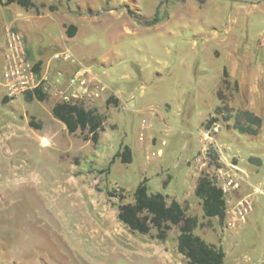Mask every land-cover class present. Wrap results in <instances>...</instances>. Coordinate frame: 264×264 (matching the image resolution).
<instances>
[{
    "label": "rangeland",
    "instance_id": "obj_1",
    "mask_svg": "<svg viewBox=\"0 0 264 264\" xmlns=\"http://www.w3.org/2000/svg\"><path fill=\"white\" fill-rule=\"evenodd\" d=\"M36 2L46 4L42 18L18 3L0 4V82L4 28L18 24L31 38L30 61H42L48 93L43 101L19 94L4 103L0 85V264H186L178 226L159 240L118 217L119 205L133 200L144 178L150 191L199 217L196 232L224 247L226 264H258L264 257V0ZM155 16L157 23H144ZM71 21L79 26L74 37L66 33ZM67 50L71 61L62 56ZM81 69L98 95L73 96L71 79ZM112 86L128 93L126 101ZM66 96L106 115L98 143L54 117L53 104ZM110 96L119 102L108 103ZM220 104L233 110L216 113ZM239 109L263 118L259 134L233 127ZM125 144L132 162L118 157L109 164ZM220 170L243 176L241 188L226 196L227 210L237 198L254 201L240 228L230 226L228 213L223 223L204 217L195 193L201 175L219 184Z\"/></svg>",
    "mask_w": 264,
    "mask_h": 264
},
{
    "label": "trees",
    "instance_id": "obj_2",
    "mask_svg": "<svg viewBox=\"0 0 264 264\" xmlns=\"http://www.w3.org/2000/svg\"><path fill=\"white\" fill-rule=\"evenodd\" d=\"M204 3L206 0H198ZM2 5L18 3L26 9H34L37 12L45 5L37 4L34 0H0ZM53 8V6H51ZM158 16L144 18L147 25L157 23ZM77 30L75 24H68L66 32L68 36H74ZM42 61L34 63V69L41 76ZM224 84H229L227 69L224 68ZM27 101L34 99L43 101L48 98V93L42 87H36L24 93ZM10 100L5 96L3 102ZM119 102L113 96L108 97L107 102ZM224 109L233 110L227 104H220L216 113L224 112ZM55 118L62 121L70 133L80 131L83 139L98 143L100 132L104 130L106 115L97 107H86L80 102L58 100L52 106ZM231 117V113L226 117ZM215 120H217L215 118ZM32 124L35 125V123ZM263 125V118L251 109H239L235 114L233 127L241 133L257 135ZM124 163L132 162V150L128 144L118 150L109 164L116 158ZM196 195L201 199L204 217L211 219L217 217L221 223L225 221L227 214V199L221 186L207 175H201L198 179ZM123 197V196H122ZM118 217L130 230L142 234H152L159 240H165L173 226H178L177 246L180 253L186 258V264H226V252L222 245L207 241L196 228L201 221L197 215L189 214L187 208L177 199H169L168 194L162 191L152 192L148 179L144 178L137 184L133 191V200L119 205Z\"/></svg>",
    "mask_w": 264,
    "mask_h": 264
},
{
    "label": "built area",
    "instance_id": "obj_3",
    "mask_svg": "<svg viewBox=\"0 0 264 264\" xmlns=\"http://www.w3.org/2000/svg\"><path fill=\"white\" fill-rule=\"evenodd\" d=\"M4 63L1 72V84L4 87L5 94L9 98H14L19 94H24L26 91L36 87H42L45 91V77L39 76L34 69V64L30 61L27 53L24 35L15 27H8L4 31ZM57 56H60L59 54ZM66 60H72V54L69 50L62 53ZM76 98H80L85 94H99L98 87H90L93 79L88 81L83 69L71 79ZM67 101H72L66 96ZM75 102V101H73ZM221 171V170H220ZM221 182L218 184L222 187L225 196L228 199L235 195V192L243 185V176L235 173H223ZM256 192H262L261 186H257ZM254 208V201L250 195L242 198H237L234 204L227 210L229 214V224L232 228H240L248 222L249 215ZM258 264H264V257L260 259Z\"/></svg>",
    "mask_w": 264,
    "mask_h": 264
},
{
    "label": "crops",
    "instance_id": "obj_4",
    "mask_svg": "<svg viewBox=\"0 0 264 264\" xmlns=\"http://www.w3.org/2000/svg\"><path fill=\"white\" fill-rule=\"evenodd\" d=\"M35 2H36V0H34ZM37 4H40V3H43L45 6L43 7V8H41V10L39 11V12H37L36 10H34L35 11V13L37 14V16L39 17V18H42V16L44 15V12H45V10H44V8L46 7V4L44 3V2H36ZM0 4H1V2H0ZM12 4V3H11ZM11 4H9V5H11ZM2 5V4H1ZM9 5H2V6H4V7H7V6H9ZM68 24H75L76 26H77V30H76V33H75V35L74 36H76L77 35V31L79 30V26H78V24H76L75 22H73V21H71V22H69V23H67V25ZM60 24L58 23V21H56V23H54L52 26L53 27H58ZM8 27H15L16 29H18L23 35H24V38H25V43H26V48H27V53H28V57H29V59H30V54H29V49H31V47H32V45H31V38H29L28 36H27V34H26V32H24L19 26H18V24H13V25H9V26H7L6 28H8ZM6 28H4V31H5V29ZM67 33V32H66ZM67 36H68V34H67ZM74 36H69V37H74ZM66 40V39H65ZM39 57L38 56H36V59H38ZM0 85H2L1 84V82H0ZM3 86V85H2ZM111 88H113V90H114V93L116 94V97L117 98H119L120 100H122V101H126V97H127V92H125V90H123V89H121V88H117V87H111ZM4 93H5V90H4ZM4 93L3 94H1L0 95V100L2 101V98H3V96H4ZM2 126V125H1ZM204 237V236H203ZM205 238V237H204ZM207 241H209L207 238H205Z\"/></svg>",
    "mask_w": 264,
    "mask_h": 264
},
{
    "label": "bare ground",
    "instance_id": "obj_5",
    "mask_svg": "<svg viewBox=\"0 0 264 264\" xmlns=\"http://www.w3.org/2000/svg\"><path fill=\"white\" fill-rule=\"evenodd\" d=\"M44 143H47V140H44Z\"/></svg>",
    "mask_w": 264,
    "mask_h": 264
}]
</instances>
